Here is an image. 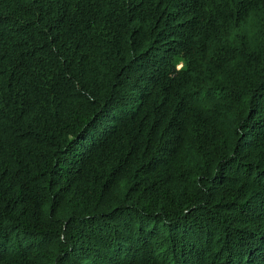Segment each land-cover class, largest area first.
I'll use <instances>...</instances> for the list:
<instances>
[{
	"label": "trees",
	"instance_id": "1",
	"mask_svg": "<svg viewBox=\"0 0 264 264\" xmlns=\"http://www.w3.org/2000/svg\"><path fill=\"white\" fill-rule=\"evenodd\" d=\"M0 264H264V0H0Z\"/></svg>",
	"mask_w": 264,
	"mask_h": 264
}]
</instances>
